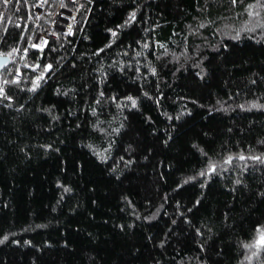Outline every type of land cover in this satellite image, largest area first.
Masks as SVG:
<instances>
[{
    "label": "trees",
    "instance_id": "obj_1",
    "mask_svg": "<svg viewBox=\"0 0 264 264\" xmlns=\"http://www.w3.org/2000/svg\"><path fill=\"white\" fill-rule=\"evenodd\" d=\"M5 1L0 264H264V0Z\"/></svg>",
    "mask_w": 264,
    "mask_h": 264
},
{
    "label": "built area",
    "instance_id": "obj_2",
    "mask_svg": "<svg viewBox=\"0 0 264 264\" xmlns=\"http://www.w3.org/2000/svg\"><path fill=\"white\" fill-rule=\"evenodd\" d=\"M79 0H74L76 4H79ZM8 5L10 0L5 1ZM49 0H38L37 8H36V15L38 19H41L43 13L46 11V8L48 7ZM4 14V13H3ZM3 15H0V23L2 21ZM76 21V11H68L63 5H59L57 7V10L54 14L53 19L51 20L52 26L59 29L58 33H63L64 35H70L73 31V24H75ZM36 27L39 28L38 34L36 38L34 39V45L39 48L43 49L46 47L47 42L49 39L46 37V28L41 27L39 22H37ZM61 28V30H60ZM47 68H50L47 66ZM39 77L36 78V81H39Z\"/></svg>",
    "mask_w": 264,
    "mask_h": 264
},
{
    "label": "bare ground",
    "instance_id": "obj_3",
    "mask_svg": "<svg viewBox=\"0 0 264 264\" xmlns=\"http://www.w3.org/2000/svg\"><path fill=\"white\" fill-rule=\"evenodd\" d=\"M69 1H74V0H69ZM77 16H78V14H77V12H76V19H77ZM53 17H54V15H53ZM73 26H74V24H73ZM45 28H46V37H47V39H49V37H50V35H53L54 33L56 34L57 32H59V29H57L56 27H53L52 26V22L50 21L49 23H48V25H46V26H44ZM60 30H61V28H60ZM10 61H11V59H10ZM10 64V63H9ZM8 66V65H7ZM6 66V67H7Z\"/></svg>",
    "mask_w": 264,
    "mask_h": 264
},
{
    "label": "water",
    "instance_id": "obj_4",
    "mask_svg": "<svg viewBox=\"0 0 264 264\" xmlns=\"http://www.w3.org/2000/svg\"><path fill=\"white\" fill-rule=\"evenodd\" d=\"M10 63V57L5 55H0V72ZM38 67V65H37Z\"/></svg>",
    "mask_w": 264,
    "mask_h": 264
},
{
    "label": "snow or ice",
    "instance_id": "obj_5",
    "mask_svg": "<svg viewBox=\"0 0 264 264\" xmlns=\"http://www.w3.org/2000/svg\"><path fill=\"white\" fill-rule=\"evenodd\" d=\"M50 67V66H49ZM262 242H264V237L261 238Z\"/></svg>",
    "mask_w": 264,
    "mask_h": 264
},
{
    "label": "rangeland",
    "instance_id": "obj_6",
    "mask_svg": "<svg viewBox=\"0 0 264 264\" xmlns=\"http://www.w3.org/2000/svg\"><path fill=\"white\" fill-rule=\"evenodd\" d=\"M47 8H48V7H47ZM47 8H46V10H47ZM72 32H73V31H72ZM72 32H71V33H72Z\"/></svg>",
    "mask_w": 264,
    "mask_h": 264
}]
</instances>
